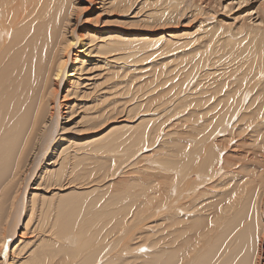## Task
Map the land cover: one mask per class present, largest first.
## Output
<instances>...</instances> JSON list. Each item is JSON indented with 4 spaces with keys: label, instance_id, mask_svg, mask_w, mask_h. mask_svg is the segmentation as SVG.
Masks as SVG:
<instances>
[{
    "label": "bare ground",
    "instance_id": "1",
    "mask_svg": "<svg viewBox=\"0 0 264 264\" xmlns=\"http://www.w3.org/2000/svg\"><path fill=\"white\" fill-rule=\"evenodd\" d=\"M207 1L206 7L212 9V3H209L212 0ZM212 2L218 4L219 0ZM131 3L134 0H0V264H99L101 251L104 257L107 252L112 253L113 248L122 247V243L126 245V239L130 237L137 240L125 247L136 256L133 259L128 251L133 259L132 264L140 259H143L140 264H264V224L261 235L256 236L258 224L254 225L255 221L250 220L251 210L249 213L246 196L239 192L241 189L238 191L237 187L234 188V185L241 184V180L245 181L244 175L241 176L244 168H247V174L248 168L252 167L251 163L244 164L249 159L250 151H244L246 155L242 157L238 152L240 145L231 146L237 144L231 142L232 139L215 141L226 128L231 133L236 126L235 117L229 124L223 125L222 121L230 110L234 111L233 104L238 102L239 109L244 110L245 100L251 96L247 105L250 102L264 105L262 21L255 27L229 23L221 33L223 36H219L217 25L213 32L208 28L219 47V82L216 84V79H210L203 89L197 88L198 91L196 85L192 87L189 94L196 91L198 99L197 96H193L194 99L186 96V99L189 98L185 100L186 107L191 108L186 112L191 117L190 120L186 118L188 128L182 132V125L176 124L178 129L174 125L176 130L182 132L176 136H193L196 148L185 151L183 146L187 144L186 140L177 137L172 140L173 148L165 152L167 155H163L167 150L163 147L160 153H149L138 159V156L135 157L137 160L134 164L136 167L139 164V170L134 174L141 178L144 176L145 184L138 183V180L132 184L122 181L124 188H115L109 194L92 215L90 225L81 223V205L87 200L94 201L93 196L89 197L92 192L87 190L93 187V172L105 168L96 166V161L109 157V152H115V157H109V163L116 166L124 157L134 159V150L137 153L140 150L134 149L125 155L120 152V142L114 149L107 144L96 148L93 146L105 140L114 129L110 126L103 132L99 131L112 121L122 120L126 111L125 66L128 55L134 52L130 50H137L135 44H129H138L142 37L136 36L138 30L133 36H127L128 28L121 25L126 22L118 24L104 18L128 19L123 15ZM156 3L166 5L163 11L178 10V14H173L170 19L197 6L196 0H158ZM147 4L144 2L140 7ZM140 7L131 8L126 17L132 15L131 19L141 22ZM157 13L154 10L145 16L156 19L159 18ZM223 23L218 22V25ZM200 31L196 30L194 34H200ZM203 36L207 39L211 37L208 33ZM168 37L170 39L165 40V44L175 39L171 35ZM208 66L206 69H211ZM206 69L199 81L203 77L211 78V73ZM205 80L208 81L207 78ZM211 82L216 85L213 87ZM249 86L257 89V92L249 90ZM133 89V95H138V89ZM233 96L235 100L221 109L220 105ZM147 100H151V97ZM258 107L255 109L258 110ZM252 110L256 111L254 108ZM221 112L225 115L220 116ZM250 113L253 112L249 110ZM64 119L68 120L69 126L75 123L73 130L76 129L82 138L60 145L57 132L68 130L59 125ZM149 119L154 121L153 118ZM157 120L154 124L160 126ZM186 120L183 122L187 124ZM213 125L219 129H211ZM124 128L127 129L126 126L116 129ZM257 129H250L247 134L254 135ZM141 130L142 133L136 135L137 145L141 143L138 136L144 144L152 141L149 146L156 142L155 138H151V131L146 132L145 128ZM91 133H96L93 138L89 136ZM101 134L104 135L95 138ZM193 145L195 147L196 144ZM236 156L238 158L234 162ZM144 158L152 161L153 165H149ZM165 170L169 177L171 191L167 190L171 194V208L167 213L161 210L165 214L159 218L161 212L158 214L160 210L157 212L158 207L156 210L155 207L158 206L156 199L161 190L150 191L155 186L150 178L153 173L162 177ZM113 173L105 172L107 176H114L116 171ZM221 175H225V180L220 179ZM212 185L214 188H209ZM110 186L102 185L104 189ZM66 189L86 191L64 194ZM52 192L45 205L49 218L53 219L50 221L51 227H46L43 238V224L38 222V218L43 217V200L47 199L44 194ZM30 193L31 199L27 202ZM250 200L254 201V198ZM152 217L158 219L156 222L151 219L153 222L149 223ZM146 220L149 221L148 225L143 224ZM110 233V240L114 239L116 243L111 245L109 251L110 246L107 245L110 243L104 241ZM70 235H78L76 242ZM71 243L75 246L72 252ZM112 256L113 263L130 262L121 260V256L115 257L113 253ZM107 261L109 264L110 260Z\"/></svg>",
    "mask_w": 264,
    "mask_h": 264
},
{
    "label": "rangeland",
    "instance_id": "2",
    "mask_svg": "<svg viewBox=\"0 0 264 264\" xmlns=\"http://www.w3.org/2000/svg\"><path fill=\"white\" fill-rule=\"evenodd\" d=\"M157 1L158 0H134V3L133 4L131 3V5L128 7L127 13H124V15H123L125 18H128V19H118L116 17H105L104 18V20L117 22L118 24H121L122 22H126L124 24H121L124 27L128 28L127 33H125V34L127 36H133L135 34L134 32L136 30H138L139 32L136 33V36L142 37V41H140L138 44H136V43L129 44V45L135 44L134 46H137V50H135V49L130 50V51H134V52H132V55H128V58L126 61V66H125L126 67V80H125L126 84L125 85L127 87V90H126V94H125V98H124L126 101V105H125L126 111L124 112V118L122 120L117 119L115 121H112L110 124H108L103 129H101L99 132H103L111 126V128H113L114 131L109 133L105 140H102L98 143H94L93 146L96 148V147H99L103 144H107L108 146H110L111 148L114 149L115 146L117 145V142H120L122 144V150L120 152L124 153L125 155L127 153H131V151L134 149H136V150L140 149V150L138 151V153L134 150V154H135L134 159H127V157H124L122 160L124 162H122V161L120 163L118 162L116 164V166L115 165L112 166L113 164L110 165V163H109V157H115V155H116L115 152L114 153L109 152L108 153L109 157L96 161V166L102 165L105 168L100 169V170L96 169L93 172V175L91 178V180L94 181L93 187L90 189H87V190L92 192V194L89 197L93 196L94 201L87 200L80 207L81 212L83 211L82 222H81L83 225H90V219H91L92 215L97 211V209L99 207H101L103 205V203L108 198L109 194L115 188L117 190H122L124 188V185L121 184L122 181H128L127 183L132 184L133 182L138 180L137 181L138 183L145 184L146 179L144 176L141 178L137 175V173L134 174V172H137V170H139L138 169L139 164L136 163L138 165L137 167L134 164L135 160H137L139 157H141L142 155L149 154V153H150V155H152L151 153H153V154L160 153L163 151L162 150L163 147H164V150L167 149L166 151L163 152V155H167V153H165V152H167L170 147L173 148L174 143L171 144L172 140H173V138L177 139V137L186 140L187 144H190V145L185 144L184 146L186 148L183 146V149L185 151H186V149L191 150V149L196 148L197 143H195L194 140H192L194 138L193 136H191L192 138L191 137L189 138L187 136L179 137V136H176V134L178 132L182 133L183 131H185L186 127L188 126V120H186V118H188L189 120L191 119V117H189V115L187 114L191 108L189 109L186 107V103H187L186 101L189 98H191V96L192 97L197 96L196 98L198 99V95H197L196 91L193 92V94L195 93L194 95L189 94V92L192 90V87H194L196 85L195 86L196 90H197V88H198V90L203 89L204 86L206 85V83L210 81V79L212 81H214L216 79V84H218V82H219L217 79L218 75H219L217 73H218V70L220 68L219 67L220 66L219 50H218L219 47L217 48L218 43L215 40L214 34H211V32H208L209 31L208 28L210 27V30L212 29L211 31L213 32V28L216 27V25H217L219 36H223L224 34L221 35V33H223L225 27L229 26V25H227L229 23L234 24V26H240L241 24H245V25H248L249 27H255L261 21L264 22V0H219L218 4H215L214 2H212L214 0H212L211 2H209V3H212V6H213L212 9H210L208 7L210 10L206 7V4L208 3L207 0H196L197 6H195V8L193 7L191 10L186 11L184 14H181L179 17H176V18L171 17V19L169 17L172 16L173 14H178V10H175V9L172 10L171 9V10L167 11L165 9V11H166L165 12V11H163L162 8H164L166 5L164 3H160V4L158 3L157 4L156 3ZM144 2H148L149 6L147 4L146 6L141 8L140 6H142ZM136 7H137V9H139V7L141 8L140 9L141 11L139 12L140 17H142V19H143L141 22H139L138 19L137 20L131 19L132 15L126 17L127 16L126 14H128L131 11V8H136ZM154 10H157V12H159L161 14L163 12L164 15H159V13H157V16L159 17V18H156L157 20L155 18H147L145 16V15H147V12L148 13L153 12ZM140 17H138V18L140 19ZM221 21H223L224 23L221 25H218V22H221ZM202 27H203V29H202ZM261 27H263V25ZM196 30H199V31L201 30L200 34H198L199 32L194 34L196 32ZM204 32L208 33V35H210L211 37L209 39L205 38L203 36V35H205ZM168 35L174 36L175 39L173 41L167 42V44H165L166 43L165 40L170 39L168 37ZM162 36H165L166 39L162 38ZM210 40H212V41H210ZM230 41L229 42L232 43V40H230ZM131 42H134V41H131ZM204 50H207V51H204ZM206 52H208V53H206ZM207 59L209 62L207 61ZM213 59L215 61H213ZM197 60H199V61H197ZM206 62L209 64V66ZM212 64H213V66L218 64V66L212 67V66H210ZM206 66H208V68H211V69H206ZM205 69L209 72V74L211 73L209 75V77H211V78L208 79V77H206L208 80V81H206L205 80L206 78L203 77L202 81H199L200 77L202 75H205L204 74L206 72ZM185 79H187V80H185ZM203 80H205V81H203ZM187 81H190V82H187ZM255 83H256V81L253 84H255ZM211 85H213V87L215 86L214 83H212V82H211ZM250 85H252V84H250ZM133 87L138 89L137 90L138 95H136V96L133 95L134 92H132V91H135V89H133ZM250 88H251V86H249L248 89L251 91L254 90L255 93L257 92V89H254V88L250 89ZM148 90H149V92H148ZM249 90L247 92H250ZM239 91L241 92V90H239ZM254 91H252V92H254ZM239 94H241V93H239ZM252 94L253 93H251L250 95H252ZM133 96H135V97H133ZM186 96L189 98L186 99ZM200 96H202V94ZM150 97H151V100H147ZM155 97H157V98L155 99ZM194 97L192 99H194ZM250 97H248L245 100L246 101V103H245L246 107L244 110L239 109L240 108L239 103L236 102L235 103L236 105L233 104L234 111H233V109L230 110L228 112L229 114L227 113L226 116H224L225 113L224 114L222 112L220 113V116L225 117V118L224 117L222 118V121H224L223 125L227 124V123L229 124V122L231 120H233L235 117L236 120H234V123L236 121V123H235L236 126L234 127V130L231 132L232 134L229 132L230 130L228 131V128H226V131L224 130L223 131L224 133L221 134V135H223V138L222 137L220 138L221 135H219V139H216L215 141L225 140V142H226V141H228L227 139H229V140L232 139L231 142H234V144L235 143H237V144L231 145V146L234 147V146L240 145L238 152L240 154H242V157H244L246 155V153L244 151H250V153H248V154H250L249 159L245 160L244 164L248 165V163H251L252 165L251 164H249V165H251L252 167L248 168L249 170H248L247 174H246L247 168L246 167L244 168V171L241 174V176L244 175L243 178H245L244 179L245 181L241 180V184H239L240 183L239 182L238 183L239 185H236V186L234 185V188L237 187L238 191L241 189V191H239V192H242L243 195L246 196L247 205H248V207H250L249 213L251 210V213H250L251 219L250 220H252V222L255 221L254 225L258 224L257 227L255 226L257 229V230L255 229V233H256V236L259 237V235H261V233H262L261 231L263 230V224H264V195H263L264 194V167H263L264 161H262V160H264V111H263L264 105L259 104V102L258 103L250 102L251 103V104H249L250 109H248L249 105H247L248 104L247 102H248V99H250ZM233 99L235 100L234 96L231 100L226 101L227 103L225 102L224 104H221L220 108L222 109V107H227ZM153 102H155V104H153ZM261 103H263V102H261ZM252 104L255 106L253 107ZM259 105L263 106L262 107L263 110L261 107H258ZM175 106H176V109H175ZM255 107H258L259 111L257 110V108L255 109ZM145 108L146 109L148 108V109L146 110ZM246 108L248 109V111ZM253 108L256 111H253L252 110ZM174 109H175V111H174ZM249 110H251L253 112V113H250V115H249ZM170 111H171V113H170ZM232 111L235 114H233ZM244 113H246V114H244ZM185 115H186V117H185ZM241 115H244V116H241ZM240 117H242V118H240ZM148 118H153L154 121L149 119V121H150L149 122ZM155 120H157L159 124L161 123L160 126H156L157 124H154ZM183 120H186L187 124H186V122H183ZM67 121L68 120L64 119L59 124L60 127L61 126H62V128L64 127L63 129H68L66 131L57 132L58 136L60 137V142H59L60 145L67 144V143H73V142H75L76 139L82 138V135H79L78 133H76V131H77L76 129L73 130V128H74L73 124H75V123H73L69 126L68 125L69 122L67 123ZM189 122H192V121H189ZM216 123H218V122L216 121ZM176 124L182 125L181 126L182 128H180L181 130L183 129L182 132H181V130H176V128L178 129ZM189 124H191V123H189ZM172 125L176 126V128L174 126V130H173ZM180 125H178V126H180ZM184 125H186V126H184ZM215 125H213L214 127L211 129H214L218 126V124L216 127H215ZM220 125L223 126L222 124H220ZM119 126H126L127 129H125V128L124 129H116ZM166 126H167V128L164 129ZM259 126H261V127H259ZM140 127L145 128L146 132H150V131L152 132L151 138H153V139L155 138V140H154V141H156V142H154L155 144L153 143L151 146H149L152 141L144 144V142L141 140V138L139 136H138V139L140 140L141 143L139 145H137L135 143L136 135H139L140 133H142V130ZM257 127L262 128V130L261 129L259 130V128L257 129ZM159 128H161V129H159ZM249 128L252 130L257 129L256 134L255 133H253L254 135L247 134L250 132ZM216 129H219V127H217ZM258 130L260 132L257 133ZM156 131L158 134L156 133ZM159 131H160V133H159ZM174 131H175V133H174ZM238 131H240V132H238ZM99 132H96V133H99ZM96 133H91L89 136L91 138H93V136ZM104 134H101L95 138L101 137ZM253 136H255V137H253ZM166 140L170 141V143H168V141H166ZM193 144H196L195 147ZM149 150H151V152H149ZM139 152H141V153H139ZM253 153H256L257 156L254 155ZM131 155H133V154H131ZM150 155H148V156H150ZM135 157H137V159H135ZM237 158H238L237 156H236V158H233L234 162L236 161ZM144 159H146V158H144ZM146 160H147L146 162L149 165L152 164V161H150L149 159H146ZM251 160L252 161L254 160V161L252 162ZM128 161H130V162H128ZM143 161L145 162V160H143ZM143 161H141V162H143ZM262 162H263V164H262ZM130 165L131 166L133 165L134 167L133 166L131 167ZM109 168H110V170H109ZM50 169L56 170V169H52V168H50ZM129 170L132 173L131 175L128 174ZM133 170H135V171H133ZM115 171H116V173L114 176H107L105 174V172L112 174ZM162 173H164V174H161V175H163L162 177L158 175L160 178L157 177L155 173H153V175L151 176L152 178H150V179H152L151 180L152 182L154 181L153 185H155L153 188H151L150 191L154 192V191H160L161 190L160 195L158 196L159 198L156 199V201H158V203H157L158 206L155 207V210L157 207H158V210H156V211L158 212L160 210L158 212V214L161 212V210H163L165 213H167L168 211H170V208H171L170 207V205H171L170 199H169L170 195H171L169 191H171V190L169 188V183H168V181H169V177L167 176L168 173L166 172V170L163 171ZM44 176H48V175H44ZM44 176H43V179H46ZM155 176H156V178H155ZM224 177H225V175H221L220 179L221 178L224 179ZM134 178H136V179H134ZM243 178H237V179L235 178V180H240ZM224 180H221V181H224ZM212 183H213V181L210 183V185ZM41 184H43V182H41ZM103 184H106V185L109 184L111 186H110V188L104 189L102 187ZM33 187H37V186L34 185ZM211 187L214 188L213 185L209 186V188H211ZM242 189H243V191H242ZM246 189H248V190H246ZM244 190L246 192L247 191L248 192L246 193V192H244ZM84 191H86V190H69V189H66L63 193L64 194H67L70 192L82 193ZM41 193L42 192H40L39 194L41 195ZM52 194H53V192L49 193V194H44L45 198H47L44 200L42 199L44 205L50 199ZM212 195H215V194H212ZM166 196H167V198H166ZM216 196H218V194H216ZM30 197H31V193L29 194V196H27V202H28V200L31 199ZM208 197L209 196H207V198ZM248 198H250V199L254 198V201L250 200ZM160 199H161V202H159ZM42 200L40 201V204L42 203ZM44 207H45V209L43 210V217L38 218V220H39L38 222L43 224V238L45 236L44 232H46V227L48 229L51 227L50 221H51V219H53V217L49 218V214L47 212L46 205ZM70 208H71V206L69 208H67V210ZM168 208H169V210H168ZM163 211L158 216L159 218L162 217L161 216L162 214H165ZM255 214H257V215H255ZM154 218L155 217L150 218L149 219L150 222L148 220L144 221L143 224L146 225L148 222L152 223L153 222L152 220H154ZM254 218H255V220H253ZM35 219H37V218H35ZM157 219L158 218H156L155 220L157 221ZM155 220H154V222H156ZM256 220L259 222H257ZM261 222H263V223H261ZM32 224H33V222L31 223V225ZM143 224H141L140 227H142ZM103 227H104V230H106L105 223L103 224ZM114 232H112V233H114ZM112 233H110L109 236L104 241V243H106V242L110 243L109 245H107V247L110 246L109 251L111 249V245L112 244L115 245V243H116V241H114V239L110 240L111 239L110 235ZM70 236H71L73 242L74 241L76 242L78 235H70ZM74 237H75V239H74ZM258 237H256V239ZM67 239H69V236H67ZM126 242H128V243L126 244ZM126 242H124L126 245H123V243H122L121 244L122 247L120 246V247L113 248L111 251L115 257L121 256L120 257V259L122 258L121 260L130 261V262H128V264L129 263L132 264L131 262L136 256L134 257L133 254H131V250H128L127 248H126L127 249L126 250L125 247L133 245L131 243H135V242H137V240L136 239L133 240L132 237H130L129 239H126ZM71 246H72V248H71ZM70 248H71V252L75 250L74 243L70 244ZM118 249L120 252L123 251V254H122V252L120 253L119 251H117ZM124 249L127 251L126 254L124 253V252H126ZM128 251H130L129 254L132 255L133 259H132L131 255L128 254ZM102 253H103V251H101V255H102ZM108 253H109V255H108ZM112 253L107 252L106 253L107 256L104 255L105 258L100 255V257L98 259L101 263L99 262V264H104V262L106 264H108L107 260H110L109 264H111V263L112 264H120L117 262H115V263L112 262V259H113ZM128 255H129V257H128ZM124 256L127 258V260L125 259ZM46 258L47 257H45V259ZM102 258H103V260H102ZM135 261L136 260H134V262ZM142 261H143V259L137 260L136 264H140V263H142ZM134 262H133V264H135Z\"/></svg>",
    "mask_w": 264,
    "mask_h": 264
},
{
    "label": "snow or ice",
    "instance_id": "3",
    "mask_svg": "<svg viewBox=\"0 0 264 264\" xmlns=\"http://www.w3.org/2000/svg\"><path fill=\"white\" fill-rule=\"evenodd\" d=\"M7 246L5 245V248H6Z\"/></svg>",
    "mask_w": 264,
    "mask_h": 264
}]
</instances>
